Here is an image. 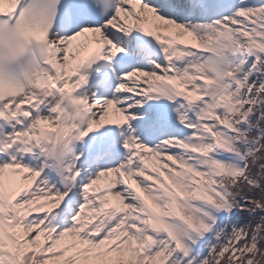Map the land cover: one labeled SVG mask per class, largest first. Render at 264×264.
I'll return each mask as SVG.
<instances>
[{
    "label": "snow or ice",
    "instance_id": "6c2138e0",
    "mask_svg": "<svg viewBox=\"0 0 264 264\" xmlns=\"http://www.w3.org/2000/svg\"><path fill=\"white\" fill-rule=\"evenodd\" d=\"M0 264H264V0H0Z\"/></svg>",
    "mask_w": 264,
    "mask_h": 264
}]
</instances>
